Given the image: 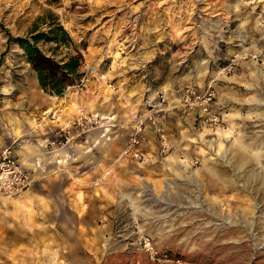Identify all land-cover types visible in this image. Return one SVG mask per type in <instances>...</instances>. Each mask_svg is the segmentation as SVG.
<instances>
[{"label": "rangeland", "instance_id": "obj_1", "mask_svg": "<svg viewBox=\"0 0 264 264\" xmlns=\"http://www.w3.org/2000/svg\"><path fill=\"white\" fill-rule=\"evenodd\" d=\"M247 1L0 0V148L12 143L29 167L41 136L51 148L59 124L80 112L99 118L62 168L36 170L27 196L0 198V264H264V62L231 61L264 44L255 20L264 0ZM47 11L85 43L81 79L61 96L7 42L40 15L46 28ZM210 85L219 121L196 123L172 90ZM163 86L170 108L150 111ZM149 111L170 150L148 123L144 159L120 157L134 119ZM102 125L107 151L84 165L87 133ZM81 177L90 184L77 186Z\"/></svg>", "mask_w": 264, "mask_h": 264}, {"label": "built area", "instance_id": "obj_2", "mask_svg": "<svg viewBox=\"0 0 264 264\" xmlns=\"http://www.w3.org/2000/svg\"><path fill=\"white\" fill-rule=\"evenodd\" d=\"M249 0L247 2H253ZM257 26L264 32V9L260 8L255 15ZM237 58H249L254 60H261L264 62V44L257 49H238L233 53L231 61L233 62ZM224 68H229L232 62ZM168 88L166 86L161 87L157 92L156 97L149 98L150 111H166L170 108L167 103ZM172 93L178 94L180 108L188 112L195 114L194 121L196 123L208 122L211 124H217L219 121V114L212 109V100L215 96L214 87L207 86L202 91H196L193 87L183 86L177 87L172 90ZM148 112L145 115H141L134 119V123L131 125V132L126 139L123 147L120 151V157L132 158L136 161L144 159V152L141 148V135L148 123L153 124L159 139L160 149L166 153L171 148V142L168 138L167 131L161 122H157L152 112ZM98 114L93 112H80L74 115L63 124H59L56 134L49 140L50 144L55 148L68 147L72 148L76 138L79 134L84 133L90 127H93V122L99 121ZM79 128L77 133H73V128ZM102 134L106 133L105 125ZM106 129V130H105ZM36 166L26 167L24 163L18 158L15 148L12 143H7L0 148V197L12 196L23 189L28 187L33 181L37 180ZM96 182V181H94ZM143 246L155 257V250L148 239L143 238ZM158 259H165L160 258Z\"/></svg>", "mask_w": 264, "mask_h": 264}, {"label": "trees", "instance_id": "obj_3", "mask_svg": "<svg viewBox=\"0 0 264 264\" xmlns=\"http://www.w3.org/2000/svg\"><path fill=\"white\" fill-rule=\"evenodd\" d=\"M45 15L49 17L46 28L38 29L37 21L44 17L40 15L27 34L13 36L7 32V42L22 49L39 85L61 96L69 85L81 79L85 43H77L53 12L47 11Z\"/></svg>", "mask_w": 264, "mask_h": 264}, {"label": "crops", "instance_id": "obj_4", "mask_svg": "<svg viewBox=\"0 0 264 264\" xmlns=\"http://www.w3.org/2000/svg\"><path fill=\"white\" fill-rule=\"evenodd\" d=\"M148 133V131H147ZM145 133V134H147ZM106 134H101V130L99 131L98 134L96 135H92V133H87V137H88V142L87 143H92L93 147L91 149L90 148H86V146H89V144L84 145V147L82 146V154L84 155V159L83 160V164L84 165H91L90 162L86 161L85 159H91V157H93L94 154H99V153H106L108 145L105 142H102V139H106ZM112 134H110L111 136ZM48 139V137H40V141H39V145L37 146V148H35V153H34V164L29 165V167L32 166H36L37 170H40V172H43L44 169L46 167H50V169H52V167H56L57 165L61 164L60 166H58V168H62V166H64L65 163H67V161L72 158V157H68V154L70 152L71 149L74 148H53V146H50L51 148H47L46 146H49V143L46 142ZM95 142V143H94ZM97 142V143H96ZM46 144V145H43ZM26 147H24L23 149H20L21 153L24 155ZM39 151H41V153H39ZM91 156V157H90ZM42 174V173H41ZM77 178V177H76ZM75 183L77 186L79 185H87L90 184V179H84V177H81V179H77L75 180ZM29 187V186H28ZM27 188V187H26ZM25 188V189H26ZM23 189L22 193L25 192L22 196H27V194L29 193V191ZM2 199V198H1ZM20 198H17V200Z\"/></svg>", "mask_w": 264, "mask_h": 264}, {"label": "bare ground", "instance_id": "obj_5", "mask_svg": "<svg viewBox=\"0 0 264 264\" xmlns=\"http://www.w3.org/2000/svg\"><path fill=\"white\" fill-rule=\"evenodd\" d=\"M69 94V93H68ZM73 95H75V94H73ZM72 94H69V96H73ZM77 97V96H76ZM73 98H75V97H73ZM75 105V104H74ZM77 106H79L78 104H77ZM6 197H13V196H5V197H0V198H6Z\"/></svg>", "mask_w": 264, "mask_h": 264}]
</instances>
